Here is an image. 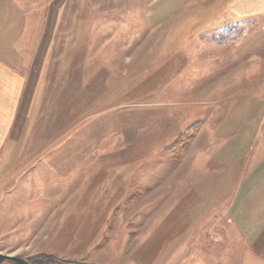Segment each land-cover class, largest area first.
I'll return each instance as SVG.
<instances>
[{
	"label": "rangeland",
	"instance_id": "obj_1",
	"mask_svg": "<svg viewBox=\"0 0 264 264\" xmlns=\"http://www.w3.org/2000/svg\"><path fill=\"white\" fill-rule=\"evenodd\" d=\"M60 4L32 124L0 141V253L264 264V138L237 142L264 126L232 125L264 87L261 29L222 28L226 0ZM236 40L257 52L239 72Z\"/></svg>",
	"mask_w": 264,
	"mask_h": 264
},
{
	"label": "crops",
	"instance_id": "obj_2",
	"mask_svg": "<svg viewBox=\"0 0 264 264\" xmlns=\"http://www.w3.org/2000/svg\"><path fill=\"white\" fill-rule=\"evenodd\" d=\"M60 2L61 0H0V141L6 144L14 142V137L19 136L13 132L19 125L22 126L25 122L32 124L36 99L46 77L55 42L52 34L56 29L57 16L59 14L63 17L65 11ZM223 8V13L227 15L220 17L224 19L220 25L222 28L230 30L243 28L248 24L246 27L249 29L257 27L264 34V0H226ZM239 42L244 44L237 46ZM253 47L252 43L243 40L234 41V55L239 57L230 62H234V72L241 70L243 59L250 57V62H257L254 56L256 49L251 56ZM250 94L256 95L254 102L250 103L253 114H238L235 116L236 122H232L233 126L244 130L264 126V101L261 100L264 87L257 93ZM258 103L260 106L256 105ZM228 113L226 111L220 115V126L231 125L230 121L234 118L227 117ZM261 133L252 132L254 139L237 142L252 143L258 136L264 138ZM242 136L246 137L244 134ZM239 174L238 171L237 175ZM219 185L222 188V182Z\"/></svg>",
	"mask_w": 264,
	"mask_h": 264
},
{
	"label": "trees",
	"instance_id": "obj_3",
	"mask_svg": "<svg viewBox=\"0 0 264 264\" xmlns=\"http://www.w3.org/2000/svg\"><path fill=\"white\" fill-rule=\"evenodd\" d=\"M245 25L247 26L248 24H245ZM240 28H242V27H240ZM236 29H238V28H233L232 30H230L231 31L230 33L231 34L233 32L235 33ZM233 38L234 37H230V38L226 39V38L223 37L222 40H218V41L221 42L222 44H226V43L230 42ZM198 127H196L195 129L192 130V132H190V135H191L190 138L191 139H193V137L196 135ZM194 131H196V132H194ZM74 262H81V261H74ZM32 264H75V263L69 262L68 260H63V259L56 258L55 256L46 255V256H43L40 259L33 260Z\"/></svg>",
	"mask_w": 264,
	"mask_h": 264
},
{
	"label": "water",
	"instance_id": "obj_4",
	"mask_svg": "<svg viewBox=\"0 0 264 264\" xmlns=\"http://www.w3.org/2000/svg\"><path fill=\"white\" fill-rule=\"evenodd\" d=\"M75 264H94V263H87V262H74L69 261ZM3 263H9V264H32L28 259L21 258V257H15L11 255H5L0 253V264Z\"/></svg>",
	"mask_w": 264,
	"mask_h": 264
}]
</instances>
